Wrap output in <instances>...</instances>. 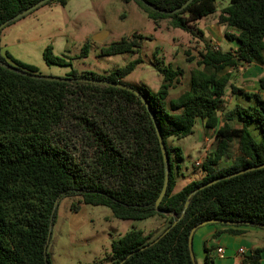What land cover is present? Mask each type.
I'll list each match as a JSON object with an SVG mask.
<instances>
[{"label":"trees","instance_id":"trees-1","mask_svg":"<svg viewBox=\"0 0 264 264\" xmlns=\"http://www.w3.org/2000/svg\"><path fill=\"white\" fill-rule=\"evenodd\" d=\"M39 1L0 0V27L18 21L12 19ZM53 1L66 4H45ZM133 1L155 21L169 19L173 27L192 34L194 21L218 9V0ZM219 22L236 31L226 33L236 47L225 51L206 44L191 72L189 89L175 98L170 91L184 71L171 64L161 70L164 82L156 92L133 87L138 95L79 79L124 84L122 79L140 58L106 75H80L72 69L62 80H46L21 73L38 70L8 52L2 56L0 48V264H51V229L58 204L67 196L107 206L121 219H166L167 227L154 238L131 230L114 242L112 264H197L189 238L210 220L226 222L209 224L223 227L214 238L224 232L241 235L248 227L264 231V97L233 85L227 72L244 63L264 65V0H230ZM141 46V35L134 34L103 47L101 53L135 52ZM89 51L87 42L81 56ZM43 59L49 65H70L50 46ZM259 83L264 91V76ZM228 87L234 94L255 98L257 105L236 104L220 117ZM199 120L215 130L216 148L203 160V176L175 191L177 174L168 140L193 134ZM252 123L260 129L259 142L249 129ZM158 132L169 160V184L157 207L166 178ZM64 136H85L88 142L81 150ZM235 141L236 156L231 152ZM212 250L204 248V264H216ZM263 251L245 254L242 264H260Z\"/></svg>","mask_w":264,"mask_h":264},{"label":"rangeland","instance_id":"rangeland-1","mask_svg":"<svg viewBox=\"0 0 264 264\" xmlns=\"http://www.w3.org/2000/svg\"><path fill=\"white\" fill-rule=\"evenodd\" d=\"M222 2L223 0H218L217 7H221ZM218 13L217 9L214 14L194 21L192 28L195 31L192 34L173 27L169 19L155 21L133 0H66V4L53 1L38 7L1 31V55L5 56L8 52L14 59L35 66L38 74L59 78L66 77L72 69L80 75H106L140 58L142 62L122 82L138 89L147 88L151 92L160 88L164 82L161 70L171 64L184 71L179 82L170 91V98H175L189 89L191 72L197 67L198 54L205 49L206 44L225 51L229 49L227 41L223 42V38L213 39L205 28L207 19ZM198 30L206 32L203 34ZM101 32H106V37L95 40L94 36ZM134 34L141 35L142 46L138 51L110 55L101 53L103 47L123 37L131 38ZM87 42L90 44V51L87 56H81L82 48ZM47 46L52 48L55 56L64 57L70 65L47 64L43 59ZM239 70L237 69L238 72ZM238 72L230 82L245 90ZM259 93L264 97V94ZM233 94L228 87L225 103L218 112L220 117L236 104L245 107L257 105L255 98L249 99L244 94H236V97L239 95V100ZM249 129L256 141L262 140L260 129L255 123L250 124ZM64 137L81 150L88 142L85 136ZM168 145L172 148L177 186L179 184L177 189H180L190 182L188 178L198 179L203 175L202 166H197L196 162L204 160L207 154L215 150L216 132L206 129L199 120L193 134L184 138H170ZM231 152L234 156L239 154L237 141L231 145ZM178 155L182 157L181 160ZM229 163L221 162L222 165ZM74 205H78L77 210L73 208ZM166 227L167 221L162 216L121 219L115 217L107 206L84 204L80 203L79 196H67L58 204L47 251L51 264H112L113 243L126 233L142 230L146 235L152 234L154 238ZM210 228L212 225L209 224L201 226L193 237L197 264H204L205 252L200 239ZM250 228L263 232L256 227Z\"/></svg>","mask_w":264,"mask_h":264},{"label":"crops","instance_id":"crops-1","mask_svg":"<svg viewBox=\"0 0 264 264\" xmlns=\"http://www.w3.org/2000/svg\"><path fill=\"white\" fill-rule=\"evenodd\" d=\"M229 4H230V0H223V2L221 3V7H218L219 13L216 14L213 18L207 19L205 28H206L207 34L209 35L210 33V36L213 39L223 38L222 39L223 42L227 41L229 43V49L227 50H233L236 47V43L235 41H229L226 38V33H236V31L233 28L227 26L226 24H222L219 22V15L221 11L225 7L229 6ZM206 31H204L203 34ZM237 69H240L239 72L237 71ZM227 72L232 73L231 78L233 77V75H236V73L238 72L240 74L238 77H240L243 83L245 84L243 85V87L246 91L261 92L262 94H264V91L260 90V83H259L260 78L264 76V65H260L256 63H251V64L244 63V64L239 65L237 68L227 69ZM233 96L235 98L238 97L237 99L240 100L239 95H237L236 97V94H233ZM188 179H189L188 181L193 180L191 179V177ZM178 186L176 185L175 191H178L181 189V188L177 189ZM220 229H223V227L212 225V228L206 231L203 234V237H201L200 239V241L203 242V250L205 247H209L213 249L212 254L215 257L216 264H242L244 255L240 253V249L245 250L246 252L245 254H250L254 252V250L257 248L264 249V231L263 230H262L263 232H261L254 228L248 227L246 229V233L241 234V235H232V234L224 232L219 237L214 238V234ZM219 247H223L225 249V254L223 257H220L217 253V249ZM260 264H264V251L261 254Z\"/></svg>","mask_w":264,"mask_h":264},{"label":"water","instance_id":"water-1","mask_svg":"<svg viewBox=\"0 0 264 264\" xmlns=\"http://www.w3.org/2000/svg\"><path fill=\"white\" fill-rule=\"evenodd\" d=\"M49 0H41L39 1L38 3H36L35 5L31 6L30 8L24 10L23 12L19 13L17 16H15L12 20H17L19 18H22L23 16L27 15L28 13L32 12L33 10H35L36 8L40 7L41 5L47 3ZM7 23H4L1 27H0V31L3 27L6 26ZM107 33L106 32H101L99 34H97L96 36H94V39L95 40H101V39H104L106 37ZM3 66L9 68L10 70H15L16 68L12 65H9V64H6L4 62H1ZM21 73L23 74H27V75H30L32 77H40V78H43V79H46V80H62V78H59V77H51V76H42V75H39V74H33V73H29L27 71H21ZM79 80H84V81H90V82H94V83H100V84H105V85H111V86H116V87H119V88H122V89H127V90H130L132 92H135L136 94L140 95L138 93V91L133 88L132 86H128V85H125V84H119V83H110V82H106V81H100V80H93V79H79ZM144 102L147 104L146 100L143 98ZM159 134V139H160V143H161V148H162V151H163V154H164V159H165V165H166V178H165V184H164V187L162 189V192L159 196V198L157 199L156 201V206L158 207L159 204L161 203V201L163 200L166 192H167V189H168V184H169V160H168V157H167V152H166V146H165V143H164V140L162 138V136L160 135V133L158 132ZM259 168V167H258ZM189 204V201L186 203V207L188 206ZM57 205V204H56ZM211 223H226L224 221H220V220H210V221H207V222H203L200 224V226H204L206 224H211ZM193 235H194V231H192L191 235H190V238H189V247H190V252H191V257L192 259L195 261V254H194V251H193Z\"/></svg>","mask_w":264,"mask_h":264},{"label":"built area","instance_id":"built-area-1","mask_svg":"<svg viewBox=\"0 0 264 264\" xmlns=\"http://www.w3.org/2000/svg\"><path fill=\"white\" fill-rule=\"evenodd\" d=\"M202 163H203V160L200 159L199 161L196 162V165H197V166H201ZM217 253H218V255H219L220 257H223L224 254H225V249H224L223 247H219V248L217 249ZM240 253H241L242 255H245L246 252H245V250L240 249Z\"/></svg>","mask_w":264,"mask_h":264}]
</instances>
